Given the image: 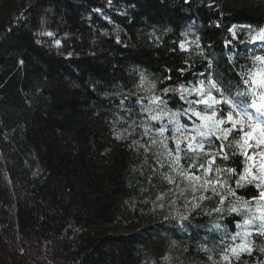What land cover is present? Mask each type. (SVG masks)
I'll return each mask as SVG.
<instances>
[{"label":"trees","instance_id":"16d2710c","mask_svg":"<svg viewBox=\"0 0 264 264\" xmlns=\"http://www.w3.org/2000/svg\"><path fill=\"white\" fill-rule=\"evenodd\" d=\"M249 24L264 26V0H0V264H209L199 246L239 217L206 215L215 199L185 207L167 167L131 146L141 129L118 140L113 124L139 122L141 71L157 90L195 82L209 59L234 77L264 51L240 28L225 47ZM190 25L202 56L178 49Z\"/></svg>","mask_w":264,"mask_h":264},{"label":"snow or ice","instance_id":"6c2138e0","mask_svg":"<svg viewBox=\"0 0 264 264\" xmlns=\"http://www.w3.org/2000/svg\"><path fill=\"white\" fill-rule=\"evenodd\" d=\"M238 28L248 29L251 43L264 44V26L232 25L228 29L231 38L225 40L226 48L240 40ZM181 36L184 39L178 42L179 51L204 55L201 38L191 25ZM56 43L59 45V41ZM228 59L232 63L233 57ZM247 59L249 63L233 66V70L238 67L239 71L232 78L215 72L209 59L207 74L199 73L195 82L160 90L157 80L141 71L138 91L145 95L132 93L137 97L139 122L133 120L127 128L118 130L115 124L124 120L121 116L113 124L118 140L127 139L137 128L141 129V137L147 139L144 143L133 139L131 146L152 153L160 168L167 167L168 171L161 175L174 186L169 191L175 192L176 199L185 198V207L190 205L194 211L205 201L215 199L216 205L206 215L227 211L239 217L234 221V233L216 224L214 229L223 232L220 240L212 247L203 243L199 246L209 264H264V51ZM165 71L170 73L171 69ZM178 71L183 74L186 69ZM171 78L167 75L163 80ZM170 95L178 97L180 107H169ZM128 98L124 94V100ZM125 111L131 113L134 109ZM237 162L239 169L233 166ZM249 188L255 190L250 196L240 194ZM180 218L187 216L180 214Z\"/></svg>","mask_w":264,"mask_h":264}]
</instances>
